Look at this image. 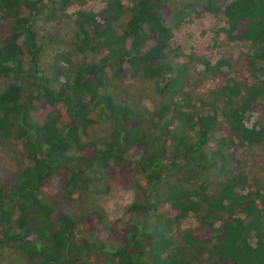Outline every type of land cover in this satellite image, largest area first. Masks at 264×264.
<instances>
[{
    "label": "trees",
    "instance_id": "obj_1",
    "mask_svg": "<svg viewBox=\"0 0 264 264\" xmlns=\"http://www.w3.org/2000/svg\"><path fill=\"white\" fill-rule=\"evenodd\" d=\"M83 1L0 0V142L22 162L0 187V246L28 264H264V0L68 13ZM203 14L222 15L243 49L174 61V30ZM62 20L73 51L42 66L36 23ZM126 79L149 82L157 106L119 101ZM113 183L135 195L120 219L49 195L101 196Z\"/></svg>",
    "mask_w": 264,
    "mask_h": 264
},
{
    "label": "rangeland",
    "instance_id": "obj_2",
    "mask_svg": "<svg viewBox=\"0 0 264 264\" xmlns=\"http://www.w3.org/2000/svg\"><path fill=\"white\" fill-rule=\"evenodd\" d=\"M108 0H84L81 5H75L68 10L72 13L77 8H84L91 12L102 10ZM129 5L128 0H121ZM202 0H168L172 8H180L185 3L201 2ZM230 0H224V3ZM225 27L222 15L203 14L194 17L190 22L183 23L174 30L171 47L175 49L176 57L174 61L185 63L191 55L205 58L211 63L218 59L236 57L238 52L243 49L240 43L230 42L225 39L221 29ZM0 25V32H1ZM39 42L42 44V66L54 61L56 54L70 55L74 48L75 36L71 24L68 20L59 22L37 21L35 26ZM62 65H67L65 61ZM3 79H0V86ZM115 96L125 104L144 110H153L159 103L160 98L155 94L149 82L132 81L126 79L116 83L113 88ZM44 111L37 113L38 118H43ZM103 128L97 126L95 134L98 135ZM262 160V159H261ZM259 160V161H261ZM22 165L19 148L16 144L0 142V187L9 185L12 182V174ZM263 173H259L261 185L264 186ZM57 180H54L56 182ZM56 184V183H54ZM51 200L58 204L62 210L73 213L84 211L89 207L103 208L110 219H120L123 217L124 207L134 200V190L112 184L111 190L101 196L93 193H83L79 197L60 194L57 185L49 187ZM195 225V222L186 220L182 227ZM0 264H28L20 255L11 254L9 249L0 246Z\"/></svg>",
    "mask_w": 264,
    "mask_h": 264
}]
</instances>
